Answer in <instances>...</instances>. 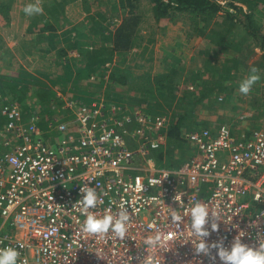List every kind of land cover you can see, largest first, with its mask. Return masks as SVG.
I'll use <instances>...</instances> for the list:
<instances>
[{
  "label": "built area",
  "instance_id": "1",
  "mask_svg": "<svg viewBox=\"0 0 264 264\" xmlns=\"http://www.w3.org/2000/svg\"><path fill=\"white\" fill-rule=\"evenodd\" d=\"M51 110L43 127L38 111L0 99V249L17 248L20 264H225L218 253L237 240L264 247V130L184 129L193 154L169 168L155 153L169 145L171 118L62 89ZM84 186L98 196L90 212L126 209L123 238L83 231ZM197 203L208 209L206 236L192 227Z\"/></svg>",
  "mask_w": 264,
  "mask_h": 264
},
{
  "label": "rangeland",
  "instance_id": "2",
  "mask_svg": "<svg viewBox=\"0 0 264 264\" xmlns=\"http://www.w3.org/2000/svg\"><path fill=\"white\" fill-rule=\"evenodd\" d=\"M48 1L51 0H15L10 10L9 18L6 19V17L0 15V99L11 103L24 96L27 99L26 102L20 103L19 100L16 101L24 115L31 114L27 112L26 106L33 108L34 111H38L40 107L38 105L39 98L32 92L34 83L29 84V88H31L29 91L23 89L24 85L33 81V78L46 81L47 79H44L41 73L50 74L52 75L51 77L59 75L56 71L57 68L46 67L43 72L47 64L55 62L54 52L45 54L39 51L47 44V42H44L47 32L43 33L41 30L46 19H48L45 12V5L49 4ZM233 1L220 0L221 4L226 8H229V3ZM1 2L2 0H0ZM37 2L43 9L42 13L30 17L26 16L23 12L24 6L28 3ZM91 2L92 14L94 13L97 18H100L98 14H104L107 18V20L103 21L104 25L110 23V29L114 31V28L122 21L118 6L119 0H91ZM140 10L144 15L143 20L145 23L140 32L141 39L138 40L137 45L131 51L116 57L109 69L102 71V73L80 77L74 70L70 81H68V77V80L60 82L53 89L66 90L69 96L75 98H77L76 94L82 93L85 97L84 92L86 96L107 97L111 101L127 108L143 107L152 115L166 117L170 120L174 116L177 118L178 112L181 115L184 114L182 109L176 108L178 98L173 105L171 101L164 103L162 100L158 101V103L155 100L137 103V99H143L138 94L139 92L132 85L125 86L119 82L116 83L111 79V75L116 73L118 77H121L129 74L133 78H138V76L143 74H150L151 82L148 83L146 81L144 85L155 93L160 87L157 85V81L161 79V75H167L169 71L177 68V70L175 69L177 71L175 80L179 84L175 94L179 96L191 93L201 96L207 88L214 85L222 76L225 80V86L230 89L222 92H212L210 97L204 100L202 104L189 106L190 109L193 108V111L190 116H187V125L209 129L227 125L231 131L241 135H250L254 131L264 130L263 51L254 49L250 42L244 41V36L237 29L230 30V33L225 32L227 38L221 39L219 37L223 45L220 49H217V47L215 48L216 45L211 42L214 36L213 38L209 37V35L197 37L198 31L194 30L195 25L205 30L209 27L206 26V28L202 21L198 20L199 23L196 24V21H189L187 18H176L172 22L162 21L161 23H155L152 18V6L149 2H142ZM87 16V13L83 12L80 2L69 4L65 8L64 16L60 21L62 28H67L65 30L60 29L59 32L80 25L77 28V33L78 37L82 36L85 31L88 32V28L85 29L82 26ZM217 22L222 23L223 20L217 19ZM220 27L217 28L218 31ZM223 27L227 28V25L224 24ZM212 28H215V25ZM261 31L264 34V21ZM76 38L77 34L73 32L69 43ZM239 46H241V50L238 49ZM235 49H238V51ZM73 53H78L80 57L72 56L71 54ZM68 58L71 59L70 61L76 60L77 63L81 60L82 55L76 50H69ZM44 59H50V62L46 63ZM227 59L233 60L237 64L240 62L237 65L238 70L234 69L228 74L230 77H227V74L223 75L218 70L220 65ZM252 67L259 69L258 75L260 79L253 85L251 91L245 95L239 91V85L250 73ZM73 69L74 67L72 66L71 70ZM104 69H106V66ZM92 77L95 79L94 82L90 81ZM7 80L15 81L20 85L18 88L19 94L14 90L12 91L8 83V86H6ZM140 82H143V80H140ZM7 87L12 93H17V97L11 93L14 98L16 97L15 99L6 94L10 92ZM65 87L66 89H64ZM132 99L134 100L132 101ZM150 107L155 112H150ZM171 148L174 150L173 161H176L180 151L179 145L175 143ZM185 149L186 153L192 156L193 151L188 144L185 145Z\"/></svg>",
  "mask_w": 264,
  "mask_h": 264
},
{
  "label": "trees",
  "instance_id": "3",
  "mask_svg": "<svg viewBox=\"0 0 264 264\" xmlns=\"http://www.w3.org/2000/svg\"><path fill=\"white\" fill-rule=\"evenodd\" d=\"M14 1L15 0H2L0 3L1 16L6 17V19L9 18V13ZM144 1L149 2L152 6V18L155 23H161L162 21L172 22L176 18H187L189 21H196V24L199 23L198 20L202 21L204 26H209L210 29L209 27H206L209 29L207 31V29H200L198 28V25H195L194 30L198 31L197 37L200 38L209 35V37L211 36L213 38L214 36V39L211 42L216 45L215 48L217 47V49H220L223 45L219 37H221V39L227 38L225 32L230 33V30L233 31V29H237L238 32L244 36V41L250 42L254 49L263 51L262 65L264 66V34L261 31L264 21V0H234L229 3V8L224 7L220 0H119L118 6L122 15V21L114 28V31L110 29V23L104 25L103 21L107 20L104 14H98L100 18H97L94 13L92 14L91 0H51L48 1L49 4L45 5V12L48 19H46L44 27L41 30L43 33L47 32L44 41L47 42V44L39 51H42V53L45 54L54 52L53 57L55 62L47 64L44 67L43 72L46 70V67H51V69L57 68L56 71L59 75L51 77L52 75L50 74L46 75V73H41L44 79H47L46 81L33 78V81L27 82L23 87L24 90L29 91L31 90L29 84L34 83L32 92L39 98L38 105H40V107L38 112L43 118V127L46 126V121L53 113L51 105L55 96V90L53 89L54 86L58 85L60 82L68 80V77V81H70L74 70H76L80 77L102 73V71L104 72L109 69V66L112 65L116 57L128 53L137 45L138 40L141 39L140 32L145 23L143 20L144 15L140 10L142 2ZM75 2H80L82 4L83 12L88 15L82 24L85 29L88 28V32L85 31V33L79 37L77 28L80 25L59 32L60 29H63L60 21L64 16L65 8L69 4ZM217 19L223 20V22L219 23L217 22ZM224 24L227 25L228 29L223 27ZM213 25H215V28H212ZM218 27H220L219 31L217 30ZM73 32L77 34V38L69 43ZM238 49L241 50V46H239ZM238 49L235 50L238 51ZM69 50L80 52L82 55L81 60L77 63L76 60L70 61L71 59L68 58ZM49 60L44 59V62L48 63L50 62ZM71 62L75 63L71 64ZM238 64H240V62ZM238 64L233 60L227 59L220 65L218 70L222 72L223 75H228L234 69L238 70ZM71 65L74 67L73 70H71ZM105 66L106 69H104ZM175 69L177 70V68H174L173 71H169L167 75H161V79L157 81V85L160 87L155 93L152 89L149 90L144 85V82L146 81L148 83L151 82L150 74H143L142 76H138V78H133L129 74L121 77H118L116 73L111 75V79L116 83L119 82L121 85L125 86L132 85L133 88L139 92L138 94L141 95L143 99H137V103H140L141 101L152 102L154 100L158 103V101L162 100L164 103L171 101L173 105L178 98L176 108L182 109V113L184 114L181 115L179 112L177 113L175 111L178 117L176 118L174 116L171 121L172 125L170 126L169 131V145L166 150H161L155 153V159L159 166L169 168L182 165L188 161L191 156L186 153V149L184 150L187 143H185L181 137L182 131L184 129H201L199 126H194L197 127L194 128L187 125V116H190L193 111V108L191 107L192 109H190L189 106H198L199 104H202L204 100L210 97L212 92H222L230 89L225 86V80L221 76L219 80L210 88H207L201 96H197L195 93L189 95L182 94L181 96L176 95L175 92L177 91L179 83L175 80L177 77H175L177 72ZM227 77L230 76L228 75ZM140 80H143V82H140ZM36 81L38 82L36 83ZM7 83L12 91L14 90L18 94L20 93L18 92V88L20 87L18 83L7 80L6 86H8ZM10 89V92L5 93L14 98L12 94L16 95L17 93H12ZM64 89H66V87ZM64 91L67 92L66 90ZM84 94L85 97L83 93L76 94V97H83L87 99V101H90L91 96H86L85 92ZM18 100L20 103H24L27 99L24 98V96H21L16 101ZM133 100L134 99H132V101ZM26 109L29 113L34 111L33 108L31 109L27 106ZM149 111L152 113L155 112L152 108L149 109ZM175 143L179 145L180 151L176 161H173L174 150L171 147Z\"/></svg>",
  "mask_w": 264,
  "mask_h": 264
},
{
  "label": "clouds",
  "instance_id": "4",
  "mask_svg": "<svg viewBox=\"0 0 264 264\" xmlns=\"http://www.w3.org/2000/svg\"><path fill=\"white\" fill-rule=\"evenodd\" d=\"M42 11L43 9L38 2L28 3L23 8L24 14L29 17L41 14ZM258 72V68L252 67L247 77L241 81L239 91L242 94L247 95L251 91L253 85L260 79ZM152 147L156 148L157 145L154 143ZM153 183H155V181H153ZM81 192L83 194V199L78 200L75 207L81 205L82 212L86 216L83 222V231L89 234H103L111 230L118 237L123 238L127 231V222L129 221V215L126 213V209L122 207L117 217V214H112L111 208H106L104 210V215L100 217L89 211V209L96 206L98 201L95 190L91 187L84 186ZM190 214L195 234L200 236L208 235V233L204 231V226L207 223L208 217L207 207L201 203H197L190 209ZM172 220L173 222L179 221L180 216L173 215ZM151 226L152 225L149 227ZM216 227V225H213V230H215ZM161 240V235H157L155 238H147L145 244L155 247ZM20 247H22V245ZM205 248L206 245L204 243L198 245L199 252H203ZM218 255L225 264H264V247L254 249L242 244L239 240L234 243L230 251L221 248ZM19 256L20 253L15 247L9 246L0 249V264H20ZM22 264H27V261H23Z\"/></svg>",
  "mask_w": 264,
  "mask_h": 264
}]
</instances>
